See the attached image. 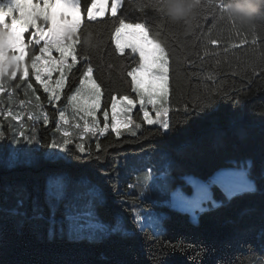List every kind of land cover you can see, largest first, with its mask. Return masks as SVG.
Segmentation results:
<instances>
[{
	"label": "trees",
	"instance_id": "trees-1",
	"mask_svg": "<svg viewBox=\"0 0 264 264\" xmlns=\"http://www.w3.org/2000/svg\"><path fill=\"white\" fill-rule=\"evenodd\" d=\"M136 2L145 5L144 12L133 11L128 0H124V8H128L126 22H144L150 38L160 43L169 55V106L180 109L169 113L172 127L162 134L158 125L142 122L143 113L136 107L131 117L136 123H143L136 136L125 129L117 138L111 127L104 134L98 131L85 134L67 126L73 143L64 156L48 158L44 150L51 145L58 112L47 103L48 94L34 81L31 68L28 81L19 87L16 85L20 74L16 80H9L6 74L3 83L15 91L11 101L9 92L4 93L0 108H10L14 115L20 113L22 120L11 117L5 120L0 115L5 132L0 140V264H153L152 257L159 254L166 264H258L264 259L261 255L264 253V194L233 198L219 210L198 213V222L194 223L190 212H179L169 203L155 205L144 200V194H150L154 188L151 167L142 176L132 173L131 169V174L126 176L119 175L118 166L128 157L139 156L151 158L153 162L158 156L171 162L168 173L174 180L168 186L167 201L176 187H181L189 197L193 194L194 190L182 177L194 175L206 181L218 170L233 167L237 160L244 158L256 162L252 175L258 178L264 162V18L254 28H240L220 20L217 7H205L194 20L174 24L156 6L161 0ZM79 9L82 19L77 53L83 50L90 57L93 78L104 90L101 112L107 108L111 113L113 95L136 98L127 72L138 65L139 55H130L129 49L123 55L114 50L113 30L118 24H113L114 18L109 12L89 22L84 0ZM213 38L217 43L209 44L207 41ZM253 38L257 41L255 45ZM28 39L27 32L26 43ZM233 44L237 47H232ZM33 48L38 49L33 45L26 48V63L30 64V58L39 54ZM81 63L72 69L59 106L66 103L65 97L78 86L83 71ZM208 76L212 79H206ZM27 82H33L43 111L49 114L47 125L42 119H28L29 114L40 116L41 109L36 106L31 90L24 94ZM206 100L211 101V107L205 109L210 114L185 116L184 105L194 113ZM98 117L103 127L100 113ZM21 124L28 136L35 128L38 143H29L18 136ZM218 128L228 130L223 143L216 141ZM241 130L246 133L244 138ZM17 138L19 144L15 143ZM97 141L101 144L99 150L95 147ZM79 143L84 144L85 152L78 151ZM13 157L17 163L8 167ZM57 173H66L70 185L76 179L94 180L102 196V202L100 197L96 204L100 217L109 223L117 216L122 217L135 232L134 238L128 242L117 237L105 242L69 239L61 232L58 221L60 215L64 216L63 210L59 207L53 220L46 202L49 175ZM146 173L148 187L141 194ZM212 191L217 199H223L218 185ZM37 204L43 209L40 220L33 218ZM142 206L164 213L158 232L150 227L140 231L133 223L134 208ZM202 206L207 207V203ZM50 228L54 231L53 237L47 235Z\"/></svg>",
	"mask_w": 264,
	"mask_h": 264
},
{
	"label": "snow or ice",
	"instance_id": "snow-or-ice-1",
	"mask_svg": "<svg viewBox=\"0 0 264 264\" xmlns=\"http://www.w3.org/2000/svg\"><path fill=\"white\" fill-rule=\"evenodd\" d=\"M62 0H0V104H3V95L9 92L8 99L11 101L14 88H9L3 83L7 74L9 80H16L17 74H20L19 83L25 84L30 75V68L33 70L34 81L42 86L43 92L47 93V103L52 105L58 112V122L56 131L61 132V124H67V112L73 113V118L79 117L84 122L85 132L98 131L100 134L108 132L111 127L117 138L122 135L121 128L127 130L131 136H136L137 131L143 126L158 125L163 130L162 134L167 133L172 127L169 119L171 111L179 112L180 109H173L169 106V55L160 43L154 41L149 36V29L144 22H126V13L128 8H124V0H111L108 12L113 19L114 27L113 39L115 49L118 54L123 55L126 49L130 50V55L138 54L139 61L136 67L127 72V76L131 78V91L135 93L136 98L128 95L111 98V113L107 108L101 112L102 98L104 90L101 84L93 78V67L91 66L90 57L83 51L77 53V45L80 43L79 30L81 22L73 21L66 13L58 12ZM69 7L79 8L81 0H63ZM228 3L224 0H207V7H217L220 20H227L233 26L235 23L225 15V8ZM129 7L133 10L144 12L145 5L137 3L136 0H128ZM86 10V18L89 22L97 21V14L93 9L97 8L96 0H84ZM160 12V3L156 5ZM123 8V11H120ZM101 6V11H103ZM119 12V15H118ZM31 30V31H29ZM28 32L29 39L24 43V33ZM211 33H209V36ZM209 44H216L217 39H209ZM253 38L252 44H256ZM30 45L39 46L38 49L33 48L32 51H38V55L34 54L30 58V64L25 62V53L21 51L17 54L16 49L28 48ZM232 47H237L233 44ZM53 52L59 54L54 56ZM208 53L205 52V55ZM69 57L71 62H69ZM13 61H15L13 63ZM81 63L82 77L78 79V86L71 90L70 94L65 97L66 106L60 107L59 102L64 97V89L68 86V78L72 73V69L78 63ZM80 71V69H78ZM255 73V69L253 68ZM53 73H58L53 86ZM259 75V73H255ZM147 77V80L145 79ZM206 79H212L211 76ZM31 90L37 107L41 109L40 116L28 115L29 120L42 119L44 124L50 122L49 114L43 111L40 103V96L36 95V88L33 82H27L25 87V95ZM235 99V98H234ZM23 105V101L20 102ZM30 103V102H29ZM139 104V110L143 113L142 122L136 123L131 113ZM151 106V112L149 111ZM211 107V101L201 102L194 113L189 112L187 105H184L183 112L185 116L195 115L196 113H206L205 109ZM103 119V127H101V119ZM154 113V115L152 114ZM82 114V115H81ZM0 115L5 120L11 117L14 120H20L21 114H13L11 109L0 108ZM111 116V124L109 119ZM123 117V119H121ZM88 118H91V122ZM134 125V127H130ZM76 127H80L77 123ZM27 129L23 124L20 125L18 136L24 137L29 143L36 142V130L33 128L32 135H26ZM228 130L218 128L215 132V138L218 143H223L227 136ZM241 138L246 133L240 131ZM5 136L3 125L0 123V140ZM63 139L57 141L51 140V147L61 148L67 151V145L72 143L70 133L63 132ZM81 140L84 136L79 137ZM15 143L19 144L20 139H15ZM96 149L101 148L99 141L96 142ZM79 152L86 151L83 143L76 145ZM54 156L55 154H50ZM58 158V157H55ZM101 157H97L100 159ZM79 159V157H77ZM17 163L15 157L8 162V167H13ZM171 167V162L166 165V169ZM256 168V162L252 158H244L237 160L235 165L230 168L220 169L215 175L206 181L197 178L194 175H186L182 179L186 185H190L194 190L191 197L185 194L181 187H176L171 192V199L167 201L179 212L192 213L194 223L198 222V213H207L211 210H219L221 207L230 203L233 198H239L244 195H255L257 193L264 194V162H261L258 178L252 173ZM139 179V178H138ZM148 174H145V183L143 189H147ZM174 180L168 171L165 170L161 175L155 177L153 184L155 188H159L162 193H166L169 184ZM162 181V183H161ZM227 181V183H225ZM218 185L222 189L223 199H217L212 191L213 187ZM67 187L66 178L63 175L50 177L47 182L46 202L54 220L60 204L65 200V189ZM97 196H102L98 189L94 190ZM207 203V207L202 205ZM247 211V210H246ZM36 215L34 219H43V209L37 206L34 208ZM64 218L67 221V235L69 239L105 242L113 237L119 238L123 242H128L135 236V232L128 228L127 223L122 217L117 216L112 223L104 222L98 215V208L94 201H89L83 209L71 203L64 204ZM162 217H156L152 213H146L143 217L145 223H141V214L136 212L133 217V223L139 226V230L143 231L145 227L158 228ZM64 229L61 228V232ZM87 233V235H85ZM49 237L54 236V231L50 228L47 232ZM171 243V242H169ZM264 256V253L261 254ZM153 264H166L162 259V254L152 257ZM126 264V262H121ZM258 264H264V259L258 261Z\"/></svg>",
	"mask_w": 264,
	"mask_h": 264
},
{
	"label": "rangeland",
	"instance_id": "rangeland-1",
	"mask_svg": "<svg viewBox=\"0 0 264 264\" xmlns=\"http://www.w3.org/2000/svg\"><path fill=\"white\" fill-rule=\"evenodd\" d=\"M109 1H111V0H96L97 8L93 9V11L97 14V17H98L97 19H99V17L100 18L105 17V15L108 12V8L110 6ZM101 6H103V9H104L103 11H101ZM57 11L66 13L69 16V18L73 21L81 22L82 17L80 14V9L67 6L65 3H63V0L60 4L59 8L57 9ZM26 34H27V32L24 33V43H26ZM37 47H39V46H37ZM21 51H23L25 53V58H26V54H27L26 48L20 49L19 47H17V49H16L17 54H19ZM55 53L56 52H53V55L57 56ZM58 56H59V54H58ZM69 60H70V57H69ZM14 62L15 61H13V63ZM58 75H59L58 73H53V86H54L55 79L58 77ZM145 79L147 80V77H145ZM65 106H66V103L61 105L60 107H65ZM136 107H140L139 104H137ZM135 110H136V108L133 109L132 113ZM149 111L151 112V106H149ZM132 113H131V116H132ZM152 114L154 115V113H152ZM66 115L68 117L69 122L67 124H62L63 126H65V128L63 126H61V132H57L56 128H55L51 132L52 139H56L57 141L62 140L63 139L62 133L63 132H69L68 129L66 128L67 126H70V127L72 126L74 129L81 130L85 134L91 133V131L85 132L83 120H80L79 117H76L74 119L73 113L71 110H69ZM97 116H98V113H97ZM88 119L91 122V118H88ZM121 119H123V117H121ZM21 120H22V118L20 120H17V121H21ZM77 123L80 124L79 128L75 126ZM122 129H124L123 126H122L121 130ZM70 138L72 139V141H74L73 136H70ZM72 143L67 145V150ZM66 152L67 151H65L64 149H61V148L54 149L51 146H49L47 149L44 150V156L48 157V158L60 157V156L62 157L66 154ZM50 154H55V155L52 156ZM166 165H168L166 159L158 157V156L154 162L151 158H147L146 156H142V157L139 156L136 158L128 157L125 160V162L118 163V166L121 168L119 175L128 176L131 174V173H129V170L131 169L132 173H135L138 176H142V175H144V172L147 169V167H151L154 170V174H153V176H151V179H152V181H154L155 177H157L159 173H162L165 170L168 171V168L166 169ZM58 175H63L66 178V182H67V187L65 189V200L59 206L63 210V212H64V204L65 203H71L73 205L78 206L80 209H83L84 206L89 201H94L97 204V202L100 199V196H97L94 190L98 189L100 194H101V190H100L98 184L94 180L89 179V178L76 179L72 182L73 185H70L71 181L69 180V177L66 173L51 174V175H49V178L50 177H56ZM117 175H116V177H117ZM161 183H162V181H161ZM167 197H168V188L166 190V193H162L159 190V188H155V187L152 189V192L150 194H144V196H143L144 200L153 202V203H155V205L166 204L167 203ZM136 212H140V214H141V223H145V221L143 220V217L146 213H152L156 217H162V218H164V216H165L162 211H155L151 208H146L145 206L135 207L133 217L135 216ZM98 215H99V213H98ZM58 221L60 223L59 224L60 228H63L64 232L67 234V221L65 220L64 216L60 215L58 217ZM162 221H163V219H161L160 225L158 228L150 227L151 230L153 232H158L159 228L162 226ZM104 222L109 223L108 221H104ZM85 235H87V233H85Z\"/></svg>",
	"mask_w": 264,
	"mask_h": 264
},
{
	"label": "clouds",
	"instance_id": "clouds-1",
	"mask_svg": "<svg viewBox=\"0 0 264 264\" xmlns=\"http://www.w3.org/2000/svg\"><path fill=\"white\" fill-rule=\"evenodd\" d=\"M160 10L174 24L194 20L206 0H161ZM225 15L240 28H254L264 18V0H229Z\"/></svg>",
	"mask_w": 264,
	"mask_h": 264
},
{
	"label": "crops",
	"instance_id": "crops-1",
	"mask_svg": "<svg viewBox=\"0 0 264 264\" xmlns=\"http://www.w3.org/2000/svg\"><path fill=\"white\" fill-rule=\"evenodd\" d=\"M98 18V17H97ZM100 18V17H99Z\"/></svg>",
	"mask_w": 264,
	"mask_h": 264
}]
</instances>
